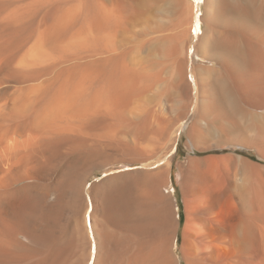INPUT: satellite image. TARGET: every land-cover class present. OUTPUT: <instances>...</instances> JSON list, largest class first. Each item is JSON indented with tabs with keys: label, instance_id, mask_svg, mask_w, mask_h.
Listing matches in <instances>:
<instances>
[{
	"label": "bare ground",
	"instance_id": "bare-ground-1",
	"mask_svg": "<svg viewBox=\"0 0 264 264\" xmlns=\"http://www.w3.org/2000/svg\"><path fill=\"white\" fill-rule=\"evenodd\" d=\"M127 1L158 34L130 60L108 35L118 23L109 2L4 15L16 0H0V264H180L179 221L164 192L176 146L149 139L180 121L170 108L197 110L195 141L213 128L264 160V0ZM79 18L85 38L67 42ZM242 101L260 114L245 115ZM254 116L259 129L248 130ZM125 153L143 168L88 185ZM229 158L233 185L214 179L186 216V264H264V166ZM198 180L193 171L184 181L195 192Z\"/></svg>",
	"mask_w": 264,
	"mask_h": 264
},
{
	"label": "rangeland",
	"instance_id": "rangeland-1",
	"mask_svg": "<svg viewBox=\"0 0 264 264\" xmlns=\"http://www.w3.org/2000/svg\"><path fill=\"white\" fill-rule=\"evenodd\" d=\"M35 1H37V3L39 1H41V2H39V5L38 4L35 5V3H34ZM52 1L54 2V4H56V3L58 4L59 3L58 1H60V3H61V1H65V3H63V2L61 3V4H63L64 8L70 6V8L72 9L71 11L80 12L84 3L87 0H16L15 4L12 6V8L10 10H8L7 13H5L4 15L9 14V12H11V10L15 11V10H19V9L21 10L23 8L22 10L27 11L28 9L34 8L35 6H38V10H37L38 12L39 11L43 12V11L47 10L52 5V3H53ZM103 1L109 2V4H108L109 10L118 18V23L116 24L114 30L112 28L110 30H108V32H109L108 35L113 37L117 41V45H118L120 52H126L129 60L132 57V53L135 51H138V49L143 44L149 42L153 38L156 39L158 37V34H152V31H151V28L149 25L148 17L145 14H142V16H140L138 18L135 17L133 15L131 6L127 0H103ZM194 1L197 2L198 0H188L191 7H192ZM199 10H200V13L202 14V17H203L204 12H205V5L200 4ZM196 11H197V8H196ZM83 24L84 23H82L81 19L79 18L77 20V22L73 25L74 26L73 29L74 28L75 29L74 30L71 29L68 32L67 38H66L67 42H73L75 40H80L83 37L85 38V35H83V33L85 34V31H84V29H82V27L84 28ZM75 25H76V27H75ZM201 26H202V31H199L200 36L202 35L201 33L205 30L204 22L201 24ZM78 28L81 31L78 30ZM42 29L43 28H41V30L39 32H41ZM72 30H73V32L75 30L77 32H74L75 34H72ZM81 35H82V37H81ZM39 37H41V33H40ZM39 37L37 36L33 40V44L36 42V45H37V40H38L37 38H39ZM33 44L30 43L27 46V48L23 51V53L21 54L22 58L28 56L29 52L33 49V47H36V45H33ZM44 49L47 52L50 51L49 48H44ZM196 59H197V57L193 52L191 55V60L189 59L191 62L190 67L193 69H197L196 64H195ZM200 61H202V62L204 61L205 63L209 64L208 60L205 58H202ZM184 97L187 98L186 95ZM190 99L192 100L191 97H190ZM169 105H172V104L170 103ZM134 106L135 105H134V101H133V103L130 105V108L128 110V113L131 117H133V115H134V112H133ZM240 106H241V110L245 113V115H247L249 113V111H252V112L257 111V113L260 114V109H256V107H254L252 105L250 106L248 104V102H246V101H242ZM253 108L255 109V111H253ZM190 109H188L187 111L185 110V112H183L179 107L178 108L177 107L170 108L169 110L166 111V113L169 114V115H167V117L169 116V118H173V117L175 118L176 116L179 115V117L177 119L180 118V121L182 120V122L173 119L172 121L168 122L169 125H168V123L164 124V126H162L159 129L160 132L156 128L151 130V131L154 130V132L158 131L157 133H159V135H157L156 133L154 135L153 132H151V134H150L151 136L149 135L150 136L149 139L152 142L156 141V143H158V141H159L158 145L157 144L156 145L160 148V150H162V149L166 150V146H168L169 144L175 143V146H176V152L174 154H172L173 155V161H172L171 167H170L171 174L169 176L170 177L169 178V184L167 187H164V192L171 198L172 203L175 206L177 218L179 221V232L177 235L176 246H175L174 250L176 252L177 258L180 261V264H186V262L183 258L182 250H181L182 244L184 242V227L186 225V221H188L189 215L191 217V215L194 214L193 211L194 212L196 211V208H197L198 203H199L198 202V199H199L198 196H201L204 191L208 190V188L210 190L211 183L214 181L217 182L218 179H219L218 180L219 184L220 183L221 184L230 183V185H233V183L231 184V182H233V181L230 177L229 172H231V169L233 168V163L235 162V159L231 158V160H230L229 157L230 156L231 157L232 156H234V157L243 156V157H246L247 159H249L250 161H252L258 165L264 166V160L260 158L259 153L255 149V147L244 146L243 144L240 145L239 142L231 141V140H229L230 138H227V137H222L221 134L216 132L213 128L209 129L211 131V135L208 138H206V140L202 139V140H200V142L195 141L192 138V136H190L189 129H190L191 120L194 117V114L197 110H194V107H191ZM180 113H182V115H180ZM255 118H257V119H255ZM249 121H251V122H249ZM170 123H171V125H170ZM180 123H187V124H185L183 128H180V125H181ZM243 124L246 126L249 125L248 130H250V128H251L250 124L254 125L255 127L257 126V128H258V126L260 125V117L258 118L256 116H254L253 120H245L244 119ZM165 126H166V128H165ZM168 128H170V129H168ZM164 129H166L165 132H164ZM118 155H120V154H117L116 156H118ZM128 155L131 157L130 154L125 153V154H121L118 157V159L121 160L120 158H124L125 156L127 157ZM249 156L251 158H248ZM129 159H131V158H128V160ZM123 160L124 161L120 162V163L114 162L115 164L111 163L109 166L100 167L98 170H96L90 176L89 181H88V185H92L95 182L102 181L103 179H105L107 177V175L111 174V172H110L111 170H114V172H125V171L141 170L143 168L142 164L132 163V161H128L127 158L126 159L124 158ZM187 169L189 171H191L190 174L193 171L197 172L199 179L200 180L202 179L201 181L198 180V184H200V185H198V188L200 190L197 189V191H195V192L191 191V189L193 190V188L191 187V189H190V186H188L189 184L186 181H184L190 175L189 171ZM214 179H217V180H214ZM216 182L212 183V185L217 184ZM183 184L184 185L186 184V189H184L185 186L183 188ZM202 185H203V187H202ZM204 185H206L207 187ZM183 189L186 190V192ZM193 207H195V208H193ZM186 216H188V217H186Z\"/></svg>",
	"mask_w": 264,
	"mask_h": 264
}]
</instances>
